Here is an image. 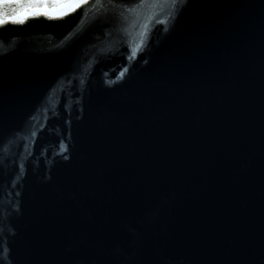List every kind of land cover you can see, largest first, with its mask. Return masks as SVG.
<instances>
[{
  "label": "water",
  "instance_id": "95a60500",
  "mask_svg": "<svg viewBox=\"0 0 264 264\" xmlns=\"http://www.w3.org/2000/svg\"><path fill=\"white\" fill-rule=\"evenodd\" d=\"M0 260L264 264V0L0 25Z\"/></svg>",
  "mask_w": 264,
  "mask_h": 264
},
{
  "label": "snow or ice",
  "instance_id": "6c2138e0",
  "mask_svg": "<svg viewBox=\"0 0 264 264\" xmlns=\"http://www.w3.org/2000/svg\"><path fill=\"white\" fill-rule=\"evenodd\" d=\"M86 0H0V25L7 23L11 20L13 23H23L28 16H49L52 13L49 11V5L59 8L60 15L74 10ZM14 4L20 8V11L9 17L3 10L5 5ZM0 264L3 261L0 260ZM160 264H167V261L161 260Z\"/></svg>",
  "mask_w": 264,
  "mask_h": 264
},
{
  "label": "trees",
  "instance_id": "16d2710c",
  "mask_svg": "<svg viewBox=\"0 0 264 264\" xmlns=\"http://www.w3.org/2000/svg\"><path fill=\"white\" fill-rule=\"evenodd\" d=\"M9 17L13 16L15 13L20 11V8L17 5L10 4V5H5L3 9Z\"/></svg>",
  "mask_w": 264,
  "mask_h": 264
},
{
  "label": "rangeland",
  "instance_id": "374dc122",
  "mask_svg": "<svg viewBox=\"0 0 264 264\" xmlns=\"http://www.w3.org/2000/svg\"><path fill=\"white\" fill-rule=\"evenodd\" d=\"M49 11L52 13L51 15H49V17H56V16H60V9L57 7H54L52 5H49Z\"/></svg>",
  "mask_w": 264,
  "mask_h": 264
}]
</instances>
